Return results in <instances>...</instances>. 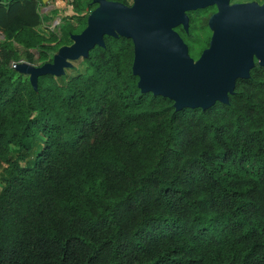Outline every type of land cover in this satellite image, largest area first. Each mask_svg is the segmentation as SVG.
Here are the masks:
<instances>
[{"label": "trees", "instance_id": "obj_1", "mask_svg": "<svg viewBox=\"0 0 264 264\" xmlns=\"http://www.w3.org/2000/svg\"><path fill=\"white\" fill-rule=\"evenodd\" d=\"M40 4L0 0V264H264V67L227 104L176 110L138 88L131 39L104 35L35 90L20 51L52 61L75 31L42 27ZM210 33L183 29L189 54Z\"/></svg>", "mask_w": 264, "mask_h": 264}, {"label": "water", "instance_id": "obj_2", "mask_svg": "<svg viewBox=\"0 0 264 264\" xmlns=\"http://www.w3.org/2000/svg\"><path fill=\"white\" fill-rule=\"evenodd\" d=\"M47 4L52 0H39ZM85 27L71 33L70 44L61 45L52 61L41 65L17 62L15 70L28 76L37 89L41 75L60 76L72 61L87 57L96 45L104 46V35L124 36L133 43L132 72L142 92L173 100L176 110L206 109L216 101L227 104L237 78H247L257 64L264 67V3L229 4V0H92ZM216 5L208 24V46L194 59L174 30L178 21H188L186 11ZM187 32L189 24H182Z\"/></svg>", "mask_w": 264, "mask_h": 264}, {"label": "rangeland", "instance_id": "obj_3", "mask_svg": "<svg viewBox=\"0 0 264 264\" xmlns=\"http://www.w3.org/2000/svg\"><path fill=\"white\" fill-rule=\"evenodd\" d=\"M82 3V7L84 6L85 9L81 12L80 8H76L75 10L73 9L72 4L70 3L69 0H52L48 2L47 4H40L38 8V12L42 18L41 20V26L44 28H50L53 29L57 34H60V27L63 24L70 23L74 26V33L80 32L86 25V19L88 16V13L93 9V8H88L87 7V1L88 0H80ZM128 2H131L132 0H127ZM56 4L58 6L56 7ZM86 4V5H85ZM87 7V8H86ZM195 12L203 13V10H195ZM199 14L197 15V17ZM205 33V32H204ZM203 34V33H202ZM204 35V34H203ZM206 36V33H205ZM3 39L2 32L0 30V41ZM63 42L66 44H70L72 40L68 36H64ZM185 42L189 43L190 40L189 38L185 37ZM193 51V50H191ZM31 52L35 54V56L38 55L36 49H31ZM196 52H190V55L192 57H195ZM28 62L27 58L25 57V54L23 50L20 51V56L18 62ZM34 65H40V63H34ZM71 74L76 73V69L69 70ZM34 153L32 152L31 155L26 158L27 161H29L28 164L32 163ZM5 166V163L0 159V176L2 175L3 168ZM2 186V182L0 180V188Z\"/></svg>", "mask_w": 264, "mask_h": 264}, {"label": "flooded vegetation", "instance_id": "obj_4", "mask_svg": "<svg viewBox=\"0 0 264 264\" xmlns=\"http://www.w3.org/2000/svg\"><path fill=\"white\" fill-rule=\"evenodd\" d=\"M252 1H255L259 5L264 3V0H229V4H233V3H247V2H252ZM131 2H129L128 4H131ZM198 10H200V9H198ZM201 10H203L204 12L203 13L202 12L199 13V12H195V10L186 11V14L188 16V21H186V22L178 21V22L170 23V24H179V25L174 27V30L178 32V34L182 37L184 42H185V37L182 35V30L184 29V27H183L182 24H189V25L190 24H207V25L208 24H225V22H223V21H220V22H210L209 21L210 16L217 11V6L216 5H209V6H206L204 8H201ZM198 14H199V16L197 17V19H193ZM210 36H211V33H210ZM200 53L196 57H193V58L197 59L199 57ZM254 61H255V64H256L257 63L256 59H254Z\"/></svg>", "mask_w": 264, "mask_h": 264}, {"label": "crops", "instance_id": "obj_5", "mask_svg": "<svg viewBox=\"0 0 264 264\" xmlns=\"http://www.w3.org/2000/svg\"><path fill=\"white\" fill-rule=\"evenodd\" d=\"M58 6V4H56V7Z\"/></svg>", "mask_w": 264, "mask_h": 264}, {"label": "built area", "instance_id": "obj_6", "mask_svg": "<svg viewBox=\"0 0 264 264\" xmlns=\"http://www.w3.org/2000/svg\"><path fill=\"white\" fill-rule=\"evenodd\" d=\"M13 66H14V64H13Z\"/></svg>", "mask_w": 264, "mask_h": 264}]
</instances>
